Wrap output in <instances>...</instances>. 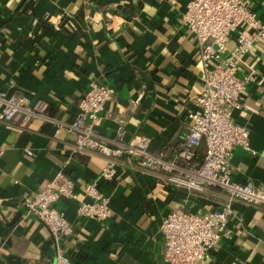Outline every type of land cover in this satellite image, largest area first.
Here are the masks:
<instances>
[{
    "label": "crops",
    "instance_id": "obj_1",
    "mask_svg": "<svg viewBox=\"0 0 264 264\" xmlns=\"http://www.w3.org/2000/svg\"><path fill=\"white\" fill-rule=\"evenodd\" d=\"M189 0H0V89L46 100V113L70 121L93 79L115 88L100 114L97 132L108 138L120 126L128 136L151 138V149L178 144L187 132L186 112L202 87L200 47L181 23ZM264 21V0H248ZM235 40L230 43L233 47ZM239 75L249 77L242 106L232 110L255 153L235 147L234 178L264 187V38L243 56ZM20 115L0 121V264H57L59 248L71 264H165L161 221L169 210L217 207L226 193L209 187L186 194L124 155L117 177L102 182L111 199L105 222L77 220L76 202L56 205L76 224L58 241L23 206L62 169L83 189L104 166L103 155L73 152L67 129L55 137L42 117L19 127ZM34 151L29 156L25 149ZM185 188V187H184ZM200 264H264V207L242 203L226 232Z\"/></svg>",
    "mask_w": 264,
    "mask_h": 264
},
{
    "label": "built area",
    "instance_id": "obj_2",
    "mask_svg": "<svg viewBox=\"0 0 264 264\" xmlns=\"http://www.w3.org/2000/svg\"><path fill=\"white\" fill-rule=\"evenodd\" d=\"M181 23L198 40L203 84L186 112L187 132L178 144L153 150L149 136L129 137L123 126L111 138L99 134L100 114L116 91L98 79L90 81L70 121L49 116L46 100L33 101L26 93L11 90L13 81L9 89H0V121L9 123L20 115L19 127L25 128L33 118L42 117L53 123L55 137L63 129L74 134V153H95L106 159L99 175L81 190L70 172L62 169L36 192L24 196L25 211L36 215L58 241L72 235L76 227L56 205L62 198L76 202L77 220L105 222L112 217L111 199L101 185L117 177L118 161L124 155L135 157L154 176L185 187L188 193H204L209 187L226 193V200L217 207L197 211L178 207L163 216L165 264H200L223 237L237 203L264 207V187L237 181L231 164L235 147L255 153L246 128L235 121L232 110L241 108L249 80L239 75L240 62L264 38V21L248 0H189ZM201 148L204 156L199 160ZM4 152L0 146V157ZM25 152L35 154L30 148ZM57 264H71L60 248Z\"/></svg>",
    "mask_w": 264,
    "mask_h": 264
},
{
    "label": "trees",
    "instance_id": "obj_3",
    "mask_svg": "<svg viewBox=\"0 0 264 264\" xmlns=\"http://www.w3.org/2000/svg\"><path fill=\"white\" fill-rule=\"evenodd\" d=\"M199 153H200L199 160H201V159L203 158V156H204V154H203V149H202V148L200 149ZM76 154H81V155H82V153H76ZM177 188H179L181 191L185 192L186 194H189L187 188H184V187H177ZM196 193H198V192L191 191V194H192V195H194V194H196ZM186 209H187V208H186Z\"/></svg>",
    "mask_w": 264,
    "mask_h": 264
}]
</instances>
